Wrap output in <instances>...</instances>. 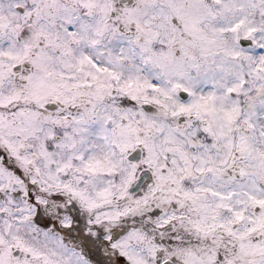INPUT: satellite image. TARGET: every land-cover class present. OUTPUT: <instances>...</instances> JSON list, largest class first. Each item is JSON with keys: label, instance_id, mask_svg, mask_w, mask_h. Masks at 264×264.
I'll return each mask as SVG.
<instances>
[{"label": "snow or ice", "instance_id": "6c2138e0", "mask_svg": "<svg viewBox=\"0 0 264 264\" xmlns=\"http://www.w3.org/2000/svg\"><path fill=\"white\" fill-rule=\"evenodd\" d=\"M0 264H264V0H0Z\"/></svg>", "mask_w": 264, "mask_h": 264}]
</instances>
